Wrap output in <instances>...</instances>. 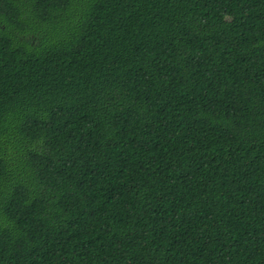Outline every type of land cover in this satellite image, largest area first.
Masks as SVG:
<instances>
[{"label": "trees", "instance_id": "obj_1", "mask_svg": "<svg viewBox=\"0 0 264 264\" xmlns=\"http://www.w3.org/2000/svg\"><path fill=\"white\" fill-rule=\"evenodd\" d=\"M0 264H264V0H0Z\"/></svg>", "mask_w": 264, "mask_h": 264}]
</instances>
